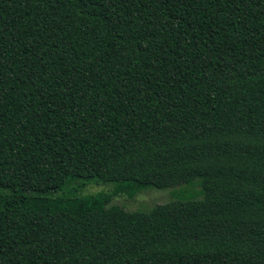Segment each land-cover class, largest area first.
<instances>
[{
  "label": "trees",
  "instance_id": "trees-1",
  "mask_svg": "<svg viewBox=\"0 0 264 264\" xmlns=\"http://www.w3.org/2000/svg\"><path fill=\"white\" fill-rule=\"evenodd\" d=\"M0 264H264V0H0Z\"/></svg>",
  "mask_w": 264,
  "mask_h": 264
},
{
  "label": "rangeland",
  "instance_id": "rangeland-1",
  "mask_svg": "<svg viewBox=\"0 0 264 264\" xmlns=\"http://www.w3.org/2000/svg\"><path fill=\"white\" fill-rule=\"evenodd\" d=\"M111 186L89 185L83 190V194H94L97 192H109ZM51 198L55 194L48 195ZM201 198V191L197 181L190 184L180 185L169 189L146 188L137 193L119 192L112 197L110 204L117 205L128 212H148L151 208L175 200H198Z\"/></svg>",
  "mask_w": 264,
  "mask_h": 264
}]
</instances>
